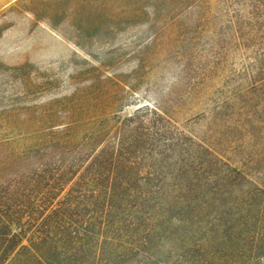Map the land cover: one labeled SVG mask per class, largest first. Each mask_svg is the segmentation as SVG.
I'll return each mask as SVG.
<instances>
[{"label": "rangeland", "instance_id": "374dc122", "mask_svg": "<svg viewBox=\"0 0 264 264\" xmlns=\"http://www.w3.org/2000/svg\"><path fill=\"white\" fill-rule=\"evenodd\" d=\"M56 125L74 150L41 146ZM113 147L135 190L106 199L112 174L86 161L60 199L79 185L78 217L46 234L47 178ZM0 175L6 198L32 200L0 225V244L19 240L7 264L229 255L224 224L263 214L264 0H0Z\"/></svg>", "mask_w": 264, "mask_h": 264}, {"label": "trees", "instance_id": "16d2710c", "mask_svg": "<svg viewBox=\"0 0 264 264\" xmlns=\"http://www.w3.org/2000/svg\"><path fill=\"white\" fill-rule=\"evenodd\" d=\"M44 121L46 122L47 120ZM45 122L42 123L45 124ZM48 122L50 124H47V126L56 124V122H53V120H49ZM67 132L69 131L65 130V128L61 127L60 125H56L45 128L36 134L39 135V138H41L43 142L41 144L42 147L54 146L63 150H69L65 152H70V150H74L73 147H71V145H73V140L67 136ZM84 159L85 160L81 162L79 160V162L74 163L70 167H65L66 164H64V167L61 169L59 174L47 178V181L51 186L50 188L54 190L50 194V197L45 200L47 202V209L53 203H55V201H59L58 204L60 205L56 210H52L54 214V228H46V234L50 233L51 229L62 231L64 229L62 223L65 222V219L72 220L75 217H78V214H75L74 212V208L76 207V197L74 193H76L75 188H78L79 185L76 184L75 187L72 188V193L67 195L65 199L66 201H61L60 199L62 198V192L68 183L73 181L72 177L75 175V171L73 169L77 167V173H79L78 169L82 166L84 168L86 161L91 160L90 169L87 170H92L94 168V173L95 170L98 169L112 174L105 179L107 185L104 187L105 190L103 192V196L106 199H116V192L125 190L126 187L135 190V188H133V178L131 175H127V177L124 178H120L118 175L113 176L114 173L119 171L122 172L124 170L128 171L131 169L128 161L119 157V152L115 147L102 149L99 148L96 150L94 149L89 154L87 153ZM44 188L45 187H41L37 190L43 191ZM1 191L2 190H0V225H5V222L14 223L17 221V223H19L20 219L22 218L21 214L23 213L21 210H16L19 203H21L22 206H25L27 209H30L32 206V200L23 202L20 200V194H14L10 196L11 198H6V196L3 194L4 192ZM100 200V197L97 195V203L101 205L102 203ZM251 203L252 206L256 205V201L253 199L251 200ZM70 206L74 207L70 208ZM260 207L261 213L263 211V214L260 216V218H255L256 215H252L246 227L242 228L239 232L233 234V232L236 230L235 226L226 227L227 225L224 224L225 230L223 231L222 241H226L223 244L226 245L229 255H215L213 257L201 258L202 264H264V197L263 203L260 204ZM36 215L40 216L42 215V212H38ZM240 224L242 223L239 222L238 225ZM68 232H70V230H68ZM70 236L72 235H69V237ZM18 241L15 240L9 242L8 244H0V264H7L9 258L15 254L16 250L18 249V244H16Z\"/></svg>", "mask_w": 264, "mask_h": 264}]
</instances>
